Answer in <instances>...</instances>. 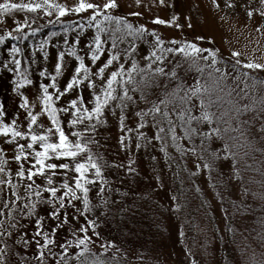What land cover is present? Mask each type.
<instances>
[{
  "label": "snow or ice",
  "instance_id": "6c2138e0",
  "mask_svg": "<svg viewBox=\"0 0 264 264\" xmlns=\"http://www.w3.org/2000/svg\"><path fill=\"white\" fill-rule=\"evenodd\" d=\"M261 2L264 3V0ZM158 5L167 6L165 0H158ZM121 6V0H105L103 4L78 0L73 7L50 3L49 0H43V4L14 3L10 0L0 3V17L3 18L16 11L37 13L46 9V16H52L53 11L56 13L57 22L70 13L79 15L80 20L70 21L69 27L76 24L81 32L85 27L95 29L87 42H84L81 33H76L74 43L84 44L83 57L77 55L70 40L65 38L67 55L77 60L73 74L63 90L57 88L56 76L51 77L50 84L40 83L35 102L20 91L34 83L21 72L22 62L15 58L21 49L13 44L9 52L13 59L0 62L5 71L19 77L10 81L12 93L19 97L17 111L10 122L5 105L0 103V137L12 149L9 159L8 152L0 148V264H12L13 253L9 242L13 246L20 244L25 250L35 244L33 256L38 264H73L74 260L76 264H87L89 255H96L91 253L90 245L95 242L93 236L97 239L101 236L98 230L100 224L107 225L108 217L116 212L130 210L123 204L130 192H121L114 181L107 179L105 170L108 173L115 171L120 184L125 183L123 176L136 174L137 162L130 154L133 147L136 150L147 148L154 146L156 141L161 145L160 151L166 152L163 146L169 140L172 145L178 146L179 127L184 133L180 139L192 142L191 147L182 150V156L191 153L202 160L204 156L200 153H208L214 160L231 158L233 167H236L240 149L251 148L257 139L264 144V101L251 110L248 104L221 110L223 96L220 95L231 79L235 87L226 93L229 98L233 95L240 97L241 94L249 96L247 80L252 79L259 84H264V81L246 70L264 72V64H241L240 54L232 52V57L236 59L231 71L222 69L218 66L216 54L210 49H202L194 42L165 38L155 30L149 31L144 25H133L129 17L142 18L143 13L130 11L124 16L116 15ZM143 6L141 0H136L137 8ZM175 6V3L171 5L173 9ZM261 14L264 15V12ZM101 15L103 21L99 19ZM248 16H252L251 11ZM178 19L174 16L169 22L157 16L151 23L182 29ZM25 26H28L27 21L24 25H15V34L8 31L0 35V44L9 39H26L22 35ZM68 30L66 27L65 32ZM32 35H35V30ZM140 43H148L150 48L138 57ZM40 48L43 50V45ZM205 52L208 54L203 55ZM65 55V51H59L57 55V74L67 67L64 64ZM44 57L47 59L48 53H44ZM201 60L205 62L204 66H201ZM193 69L199 75L189 84L181 73ZM47 75L46 69L39 71V77ZM241 82L244 83L243 88L239 87ZM50 88L55 92H50ZM85 92L89 93L88 98ZM71 94L75 96L67 101V106H54ZM214 108L217 111H212ZM19 110H23V120ZM245 113L248 116L241 120ZM109 114L117 120L120 132L117 143L119 151L125 153L126 162H109L98 152H93V148L100 144L97 137L102 124L108 122ZM44 116L49 123L43 122ZM130 117L135 121V127L128 125ZM25 123L27 132L22 128ZM64 124L68 127L65 128ZM34 126L40 130L36 131ZM205 126L207 131L203 130ZM153 129L154 133L149 135ZM196 138L200 140L199 153L194 143ZM214 139L225 140L224 146L215 153H209L205 145ZM21 140L26 143H20ZM243 154L247 156L249 152L244 151ZM13 163L17 166L15 183L10 167ZM196 167L199 171L201 165L197 163ZM211 167L212 164L207 161L203 164L204 169ZM156 180L162 187L159 175ZM94 191L95 195H92ZM117 194L119 200L115 198ZM171 199L175 201L177 197L172 196ZM179 210V204L171 209L173 212ZM25 224L33 227L32 235H28ZM61 232L67 238L61 239ZM179 235L183 237L184 233ZM113 246L108 242L101 245L105 251ZM57 248L59 253L54 251ZM22 264H27L26 258ZM91 264H101V261L96 259Z\"/></svg>",
  "mask_w": 264,
  "mask_h": 264
},
{
  "label": "trees",
  "instance_id": "16d2710c",
  "mask_svg": "<svg viewBox=\"0 0 264 264\" xmlns=\"http://www.w3.org/2000/svg\"><path fill=\"white\" fill-rule=\"evenodd\" d=\"M115 14L124 16L119 12ZM43 16L45 15L40 10L37 13H27L22 10L11 13L7 18L0 17V20H3V23H0V35L10 31L12 28L10 24L14 20L18 23L27 21L28 26L24 27L22 33L27 37L26 39H9L5 44H0V62H8L13 59L9 55L13 44L19 47L21 52L15 58L21 60V72L33 80L36 90L40 83H52L51 77L55 76V71L52 73L44 65V53L48 50L46 46L52 49L54 42L57 54L59 51H65L67 54L68 46L64 44V40L68 38L72 43V49L76 51L77 55L83 57L84 44L74 43L76 33H81L82 39L87 42L95 31L94 28L89 30L85 27L81 32L80 27L76 24L69 27L70 21L80 20V17H76L74 20L62 18L60 22L48 23ZM84 19H87V15L84 16ZM99 19L103 21V15ZM129 20L133 25H141L136 23L137 20L135 21L133 18ZM66 27L69 28L67 33L65 32ZM146 28L149 31L153 30ZM34 30L35 35H32ZM51 33H56V35L53 36ZM13 34L15 33L13 32ZM129 39L132 38L129 37ZM193 39L191 37L187 41ZM46 40L48 43H44ZM194 43L198 46L196 42ZM201 43L205 46L204 49H210L216 54L219 67L228 68L231 71L234 60L224 57L216 45L208 39L202 40ZM41 45H43V50L40 48ZM124 46L121 45V47ZM149 48L148 43H140L137 56L146 54ZM207 54L203 53V55ZM36 61L38 63L33 66ZM85 63L89 64L87 60ZM76 64L77 60L69 66L70 74L66 73L64 80L59 83L56 81L57 88L63 90L73 74ZM200 64L204 66L205 62L201 60ZM241 64L244 63L241 61ZM43 66L48 75L41 78L39 71L44 70ZM246 71L264 81V72ZM13 75V73L5 71L0 64V82L4 79L9 83L16 77ZM181 75L185 76L187 83L191 84L199 74L193 69L186 70ZM240 79L243 80V77ZM247 84L250 89L249 96L243 97L241 94L240 97L233 95L229 98L226 93L235 87L233 81L229 79L225 92L220 93L223 96L221 110L239 107L243 104H248L251 110L264 101V84H259L252 79L247 80ZM9 86L11 87L10 84ZM239 87L243 88L244 83L241 82ZM7 91L9 88L5 89L3 93L0 86V99L7 95ZM49 91L54 93L55 89L50 88ZM84 95L88 98L89 93L85 92ZM71 97L72 94L62 98L61 101L56 102L55 106H67V101ZM212 111H217V109L214 108ZM197 115H199L198 112ZM247 116L248 113H245L241 120ZM127 123L129 126L135 127V121L131 117ZM64 127L67 128L68 125L64 124ZM203 130L207 131V126ZM154 131L155 129L149 132V135ZM183 135V131L178 127V146L172 145L169 140L168 144L163 146L166 152L160 151L161 145L156 141L153 142L154 146L147 148L142 147L136 150L133 147L130 154L132 159L137 162L135 165L137 173L123 176L125 181L123 184L119 183L115 171L108 173L105 170L107 179L114 181L121 192H130L129 197L123 201V204L129 206L130 210L126 213L116 212L114 216L108 217L107 225L100 224L98 230L101 236L99 239L93 236L95 242L90 245L91 253L96 255L90 254L87 264H91V261L96 259L100 260L101 264H193V261L195 264H264V144L257 139L254 140L251 148L240 149L236 167H233L231 158L214 160L208 153H200L204 156L202 160H198L197 156L191 153L182 156V150L192 146V142L189 140L180 139ZM119 136L117 120L109 114L108 122L102 124L97 137L100 144L93 148V152H98L104 160L109 162L121 160L126 162L125 153L119 151L117 143ZM226 139L227 136H225ZM225 140L214 139L212 142L206 143L205 146L209 153H215L217 149L223 148ZM194 143L199 153V138H196ZM0 148H4L2 143H0ZM5 150L8 151V149ZM244 151H248L249 154L244 156ZM151 157H156V159L153 160ZM206 161L212 164L211 169L203 168ZM197 163L201 165L199 171L196 167ZM226 165L231 169L239 185V198H234L231 194L230 184L226 177ZM10 167L15 171L14 163ZM157 175L163 181L162 187L158 185ZM13 182H16L15 173H13ZM205 185L210 188L213 198L208 195ZM137 194H139V198H137ZM92 195H95V191ZM145 196L147 198H144ZM172 196H176L177 199L173 201ZM115 198L120 199L118 194ZM177 204L180 205L179 212L171 211ZM41 215L43 216V213ZM24 226L28 228V235H32L33 227H29L27 224ZM180 232L184 233L183 237L179 235ZM20 235H24V233ZM60 238L67 237L61 232ZM106 242L114 246L105 251L101 245ZM9 243L13 253L12 264H22L25 258L27 264H38L33 256L36 251L35 244L25 250L20 244L13 246L11 242ZM54 251L59 253L60 249L57 248ZM73 264H76L75 260Z\"/></svg>",
  "mask_w": 264,
  "mask_h": 264
},
{
  "label": "rangeland",
  "instance_id": "374dc122",
  "mask_svg": "<svg viewBox=\"0 0 264 264\" xmlns=\"http://www.w3.org/2000/svg\"><path fill=\"white\" fill-rule=\"evenodd\" d=\"M3 0H0L2 3ZM14 3H40L43 4V0H10ZM50 3H59L68 7H73L78 3V0H49ZM103 4L105 0H93ZM144 5L141 8L136 7V0H121V9L120 14L126 15L130 11H140L143 13L142 18L129 17L132 18L141 25H144L150 29L155 30L158 34L162 35L165 38H174L177 41H187L189 38H194L188 42H196L198 46L202 49L205 48L202 40L208 39L210 42L214 43L220 53L230 59L235 60L236 58L232 57V52H238L239 59L243 63L253 62L264 64V15L261 13L264 12V3L261 0H165L166 7H160L158 5V0H141ZM175 3V8L171 5ZM129 5L131 7H129ZM231 5V6H229ZM150 7V11H149ZM45 15L46 9H41ZM252 12V16H248V12ZM90 15V13H89ZM86 16V15H85ZM157 16L164 19L165 21L171 22L174 16H177L178 23L182 25V29L176 27H166L164 25H154L151 23L153 19ZM44 20L48 23H53L57 21L56 13L53 11L52 16H43ZM79 15L69 14L63 19L74 20ZM62 19V18H61ZM13 21V20H12ZM24 22H19L14 20L10 25V31L15 33V25H23ZM189 23L191 27H189ZM44 24V23H42ZM29 34V33H28ZM26 34V35H28ZM198 37H203V39H197ZM52 43V42H51ZM54 42L52 49L49 46L47 47L48 53L47 59L44 58V65L53 73L55 71V64L57 62V51L54 49ZM83 45V43H81ZM34 57L35 55L32 54ZM17 56V55H16ZM76 62L74 56L65 55L64 64L67 65L62 71V73L57 74L55 72L56 81L59 83L64 80L66 73L70 74V65ZM38 61L35 62L33 66H36ZM42 68V66H40ZM44 69H46L43 66ZM14 76V75H13ZM12 76V77H13ZM19 77H15L18 79ZM7 80L2 79L0 86L2 92H5V89L9 88L7 95L0 99V103L3 102L5 108L9 113V121L13 114L17 111V105L19 103V97L12 93L11 87L9 86ZM21 93L29 98L30 101L35 102V96L37 90L34 85H26L24 89L20 90ZM75 94H72L74 98ZM55 106V105H54ZM34 111H39V109H33ZM21 115L20 119L23 120L24 116L22 115L23 110H19ZM44 123H49L46 116L43 118ZM22 128L27 132L26 123L22 125ZM36 131H39L38 126H34ZM0 143L5 149H8V158L11 159L12 149L3 143V138L0 137ZM20 143H26L24 140H21ZM16 165L15 169L16 170ZM226 177L230 184L231 194L234 198L240 197V188L238 183L235 180V177L231 169L226 165L225 166ZM15 173V171H13ZM39 182V181H38ZM208 195L213 198L210 188L205 185ZM219 211V210H218ZM220 215V214H219ZM176 259V257H174Z\"/></svg>",
  "mask_w": 264,
  "mask_h": 264
}]
</instances>
